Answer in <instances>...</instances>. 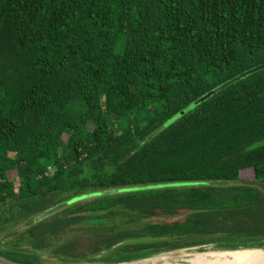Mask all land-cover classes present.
<instances>
[{"label":"trees","instance_id":"trees-1","mask_svg":"<svg viewBox=\"0 0 264 264\" xmlns=\"http://www.w3.org/2000/svg\"><path fill=\"white\" fill-rule=\"evenodd\" d=\"M263 63L264 0H0V234L29 223L0 253L118 263L263 246L264 192L232 183L264 184V69L210 94ZM167 183L197 185L32 223L75 197ZM72 226L90 252L58 243Z\"/></svg>","mask_w":264,"mask_h":264},{"label":"rangeland","instance_id":"rangeland-1","mask_svg":"<svg viewBox=\"0 0 264 264\" xmlns=\"http://www.w3.org/2000/svg\"><path fill=\"white\" fill-rule=\"evenodd\" d=\"M178 115L181 116V113L178 114ZM178 115L174 116L170 120V122L174 121L175 119H177ZM11 178L14 179V174H12ZM241 179L252 180V178L247 179V177H245V176H242ZM112 195H114V194H112ZM95 198H97V197H95ZM92 199H94V198H84V199H80V200H77V201L73 202L67 208H65L66 210L63 209V210H65L64 212H61V211H63V210H61L58 213L46 218L47 219V223H52L53 221L60 220L64 216L72 217V216H75L76 214L77 215H84L83 212L78 211V210L83 204L87 203V201H90ZM100 214H102V213L97 212V215H100ZM182 218H183V215L176 216V217L169 218V219H165L163 217L162 218L157 217V218H155V221H158V222H170V221H174V220H180ZM120 220H122L121 216H120V218H117L115 222L119 224L120 222H122ZM28 224L29 223L27 221L20 222V223L18 222L15 225H13L7 232L1 233L0 234V251L6 250L8 248V246L5 243L8 242V240L11 239L12 236H14L16 233L24 230L27 227ZM134 225L135 224H133V223L129 224V227L134 226ZM80 230L81 229L79 227L72 226L66 232V235L63 238H61V241H58V243H62L65 240L76 238L77 241L79 242V245H80V247H79L80 253H88L89 250L91 249V247L94 246V242L93 241H89L86 237H84V235L82 234L83 232L80 231ZM78 235H80V236L77 237ZM128 242H133V241H128ZM138 242H143V241H138ZM24 249L25 250H31L27 246H25ZM177 250H180V251H183V252L179 254V258L176 260V264H189V261L193 258V256L196 253H199V252L203 253V252H208V251H225L227 249L221 248L217 244H210V245L192 246V247L183 248V249H177ZM177 250H169V251H165V252H162V253H167V252H172V251H177ZM162 253L153 254V255L147 256V257H145L143 259H139L137 261H144V260H147V259H151V258H154L155 256H157L159 254H162ZM46 255H43L41 257V261H43V264H73V263H63V262H59V261L54 260V259H49V258L46 257ZM13 258L16 259V260L22 259L21 261L29 263V260H27L25 258H22V257H13ZM78 264H83V263H78Z\"/></svg>","mask_w":264,"mask_h":264},{"label":"water","instance_id":"water-1","mask_svg":"<svg viewBox=\"0 0 264 264\" xmlns=\"http://www.w3.org/2000/svg\"><path fill=\"white\" fill-rule=\"evenodd\" d=\"M264 69V63L260 64L252 69H249L245 72H243L242 74H240L239 76L233 78L232 80L222 84L220 87H218L217 89H215L214 91H212L210 94H213L217 91H221L225 88H227L228 86H230L231 84L240 81L241 79L255 73L258 71H261ZM210 94H207L206 96L202 97L200 100H198L197 102H195L194 104H199L200 102L206 100L208 98V96ZM190 109V108H189ZM186 110L182 111L181 114L185 113ZM180 117V115L177 116V118ZM232 184L234 185H242V186H248V187H256L258 188L260 191L264 192V184L256 179H252V180H245V179H240L238 181L233 182ZM197 185V183H167V184H159V185H148V186H137V187H131V188H119V189H111V190H107V191H103V192H97V193H93L90 194L88 196H84V197H75L73 199L67 200L65 202L59 203L43 212H41L40 214H38L35 218H33L32 223H37L40 222L56 213H58L59 211L67 208L70 204H72L73 202L80 200V199H84V198H95V197H100L101 195H112V194H121V193H127V192H139V191H144V190H153V189H160V188H167V187H180V186H195ZM262 243L264 244V241H262ZM249 247H260L262 249H264V245L263 246H247V247H242V248H249ZM188 248V247H186ZM183 249V248H181ZM240 249V248H237ZM237 249H227V250H237ZM177 250V249H175ZM169 251V250H167ZM165 251H160V252H156L153 254H158V253H162ZM153 254H149L147 256L153 255ZM145 256V257H147ZM145 257L139 258V259H143ZM97 257H94V259H96ZM139 259H133V260H129V261H125V262H118V263H99V262H87V261H78L76 263L73 264H78V263H83V264H131L133 262H136ZM20 260H16V259H9L5 256H3L0 253V264H31L28 262H23ZM37 264H43V261L37 263Z\"/></svg>","mask_w":264,"mask_h":264},{"label":"bare ground","instance_id":"bare-ground-1","mask_svg":"<svg viewBox=\"0 0 264 264\" xmlns=\"http://www.w3.org/2000/svg\"><path fill=\"white\" fill-rule=\"evenodd\" d=\"M182 252L177 250L162 253L154 258L131 264H176V260ZM189 264H264V249L249 247L237 250L199 252L193 256Z\"/></svg>","mask_w":264,"mask_h":264},{"label":"flooded vegetation","instance_id":"flooded-vegetation-1","mask_svg":"<svg viewBox=\"0 0 264 264\" xmlns=\"http://www.w3.org/2000/svg\"><path fill=\"white\" fill-rule=\"evenodd\" d=\"M144 240H147V239H139V238L138 239H126V240L121 241L119 243L113 244L111 247H109V250L108 251H104L103 250V251L99 252L98 254L92 255V256L93 257L100 258V257L104 256L106 253H108L109 251L115 250V249L119 248L122 245H125L127 243H132L133 244V243H137L138 241L146 242ZM128 241H133V242H128ZM93 242H95V241H93ZM75 247H77L78 248V251H79L80 245H79V242L78 241H76ZM89 252H90V250H89ZM130 253H132V252H130ZM127 254H129V253H127Z\"/></svg>","mask_w":264,"mask_h":264}]
</instances>
